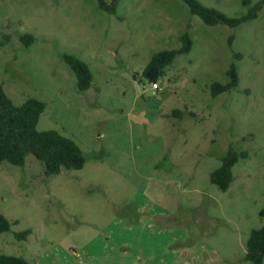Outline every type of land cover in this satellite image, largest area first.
<instances>
[{"label": "rangeland", "instance_id": "1", "mask_svg": "<svg viewBox=\"0 0 264 264\" xmlns=\"http://www.w3.org/2000/svg\"><path fill=\"white\" fill-rule=\"evenodd\" d=\"M200 1L234 17L261 4L232 27L205 24L184 0H104L116 13L100 0H0V84L16 104L44 101L37 128L73 138L87 158L51 176L31 154L24 166L0 162V211L12 223L0 254L33 264H254L245 255L264 225V0ZM185 31L192 50L154 90L145 66L180 47ZM64 53L90 65L89 89ZM232 62L238 86L213 96ZM141 109L149 121L133 122ZM231 146L248 156L222 191L209 174Z\"/></svg>", "mask_w": 264, "mask_h": 264}, {"label": "trees", "instance_id": "2", "mask_svg": "<svg viewBox=\"0 0 264 264\" xmlns=\"http://www.w3.org/2000/svg\"><path fill=\"white\" fill-rule=\"evenodd\" d=\"M193 15L198 16L205 24L214 26L225 24L237 26L244 21L255 17L261 1L250 7L248 14L234 17L206 6L200 0H184ZM249 5L251 0H243ZM100 6L109 13H116L115 4H106L100 0ZM22 41L31 45L35 36L26 33L21 36ZM181 45L177 48L159 50L151 56L150 61L143 70V75L149 80H159L165 74L175 58L189 53L193 47V38L189 31L180 35ZM63 58L74 71L78 88L87 90L92 86L93 72L90 65L71 53H64ZM229 80L225 83L213 82L211 93L213 96L235 89L239 84V73L235 62L227 69ZM46 109V103L38 98L29 97L22 104H16L0 84V162L8 161L16 166H24L28 155L35 156L44 165L47 176L59 174L63 169H82L87 161L86 155L80 145L71 137L58 130H39L38 122ZM175 114L179 113L177 111ZM246 151H239L233 146L221 156V165L209 174L210 181L222 191L229 189L234 181L233 168L240 158L247 157ZM12 223L0 211V234L11 230ZM32 233L31 228L15 233L16 238L26 239ZM246 260L254 264L264 261V225L252 229L247 240ZM0 264H33L27 258L14 254H0Z\"/></svg>", "mask_w": 264, "mask_h": 264}, {"label": "crops", "instance_id": "3", "mask_svg": "<svg viewBox=\"0 0 264 264\" xmlns=\"http://www.w3.org/2000/svg\"><path fill=\"white\" fill-rule=\"evenodd\" d=\"M130 119L136 123H145L148 122L149 119L147 118V112L144 109L137 112L135 110L130 112Z\"/></svg>", "mask_w": 264, "mask_h": 264}, {"label": "built area", "instance_id": "4", "mask_svg": "<svg viewBox=\"0 0 264 264\" xmlns=\"http://www.w3.org/2000/svg\"><path fill=\"white\" fill-rule=\"evenodd\" d=\"M150 86L154 90H161L162 89V86L158 80H150Z\"/></svg>", "mask_w": 264, "mask_h": 264}]
</instances>
